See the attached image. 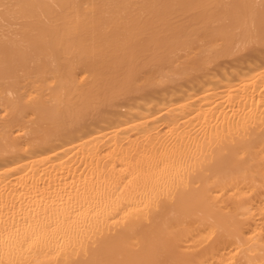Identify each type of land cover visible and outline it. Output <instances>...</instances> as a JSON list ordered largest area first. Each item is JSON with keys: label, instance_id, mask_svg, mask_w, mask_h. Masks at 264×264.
<instances>
[{"label": "bare ground", "instance_id": "obj_1", "mask_svg": "<svg viewBox=\"0 0 264 264\" xmlns=\"http://www.w3.org/2000/svg\"><path fill=\"white\" fill-rule=\"evenodd\" d=\"M262 40L264 0H0V264H264Z\"/></svg>", "mask_w": 264, "mask_h": 264}, {"label": "snow or ice", "instance_id": "obj_2", "mask_svg": "<svg viewBox=\"0 0 264 264\" xmlns=\"http://www.w3.org/2000/svg\"><path fill=\"white\" fill-rule=\"evenodd\" d=\"M5 8L10 7L9 5H4ZM262 46H264V40H262Z\"/></svg>", "mask_w": 264, "mask_h": 264}]
</instances>
